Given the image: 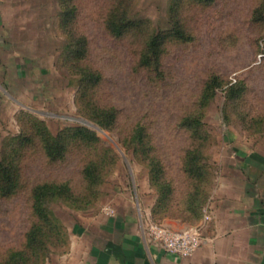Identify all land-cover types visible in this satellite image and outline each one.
I'll use <instances>...</instances> for the list:
<instances>
[{"label": "rangeland", "instance_id": "obj_1", "mask_svg": "<svg viewBox=\"0 0 264 264\" xmlns=\"http://www.w3.org/2000/svg\"><path fill=\"white\" fill-rule=\"evenodd\" d=\"M76 3L75 25L88 36L89 51L74 68L64 56L69 36L60 22V0H0V157L5 138L19 133L21 112L43 120L54 134L83 125L99 138L96 146L75 142L60 161L50 160L39 142L25 150L20 188L0 195V261L9 250L25 246L26 233L37 220L33 188L39 183L66 181L79 201L95 189L100 193L88 206L50 202L71 245L80 240L78 227L106 207L125 211L153 203L148 167L128 143L138 125L144 126L152 154L163 162L179 199L192 187L183 168L186 152L200 146L210 176L202 183L210 193L203 215L221 192L249 189L264 196V7L263 17L255 15L264 0L186 3L180 17L193 37L168 40L160 71L141 65L140 54L153 32L172 27V0H133L130 16L145 19L147 26L142 34L132 29L121 37L106 27L111 0ZM82 68L100 75L86 96ZM213 75L222 84L201 108L204 138L195 141L181 122L199 110ZM110 106L117 116L105 127L97 112ZM91 160L105 173L93 191L83 173ZM60 243L49 244L46 264H67L71 246L64 251Z\"/></svg>", "mask_w": 264, "mask_h": 264}, {"label": "trees", "instance_id": "obj_2", "mask_svg": "<svg viewBox=\"0 0 264 264\" xmlns=\"http://www.w3.org/2000/svg\"><path fill=\"white\" fill-rule=\"evenodd\" d=\"M112 5L106 16V27L115 36L121 37L132 29L144 33L147 26L145 19L132 18L130 9L133 0H111ZM214 0H172V27L166 31L153 32L146 41L140 54V64L153 67L160 71L161 56L168 40H190L192 34L184 27L180 17L181 9L188 2L212 3ZM62 13L60 22L69 36L64 56H68L74 68L80 66L79 62L84 59L89 51V38L76 27L78 17V4L76 0H60ZM259 5L255 9L257 19L263 17L262 8ZM179 16V17H178ZM264 55V54H263ZM68 60V59H67ZM81 79L86 83L81 87L82 96L93 89L95 81L100 75L91 69L82 68ZM222 84L218 75L211 76L202 91L199 110L195 114L187 115L181 124L191 133V137L203 136V113L202 106L206 105L217 85ZM97 118L102 126H108L116 119L115 107L98 108ZM264 119V117H263ZM21 124L19 133L8 136L4 140L5 150L0 157V195L10 196L18 191L21 185V167L25 156V150L37 142L41 143L46 156L52 161H60L66 157L71 145L77 142L79 145L96 146L99 138L95 131L83 126L76 125L64 128L58 134H54L46 123L29 112H21L18 115ZM109 120V123H108ZM129 146L133 149L137 159L144 162L148 167V176L151 186L155 190L154 201L151 206V220L162 222L166 217L181 218L190 224H196L203 216V207L210 198V193L203 187L210 176L203 162V151L200 146H194L187 150L183 162V168L187 177L191 180L192 187L178 198L175 183L168 178L166 168L161 160L152 154V146L148 141L144 126L138 125L133 130ZM127 145V143H126ZM97 161H89L83 169L87 188L93 191L95 186L103 181L101 167ZM101 177V178H100ZM102 179V181H101ZM93 188V189H92ZM88 193L83 201L74 196V192L68 182L46 181L37 184L33 188V210L37 220L32 223L26 233V243L23 248H14L7 253V259L0 264H46L50 253L49 244L54 240H61L64 251H68L71 242L67 231L62 225L60 218L53 212L49 204L52 199H62L72 206H88L99 198V192ZM79 202V203H78ZM66 240V241H65ZM56 245V243H54Z\"/></svg>", "mask_w": 264, "mask_h": 264}, {"label": "crops", "instance_id": "obj_3", "mask_svg": "<svg viewBox=\"0 0 264 264\" xmlns=\"http://www.w3.org/2000/svg\"><path fill=\"white\" fill-rule=\"evenodd\" d=\"M151 206L133 205L125 211L113 207L114 213L104 209L82 223L80 240L72 241L67 264H264L263 194L249 189L218 193L209 205L212 220L203 228L202 243L186 257L167 253L149 238L145 227ZM162 223L174 230L192 225L171 217Z\"/></svg>", "mask_w": 264, "mask_h": 264}, {"label": "built area", "instance_id": "obj_4", "mask_svg": "<svg viewBox=\"0 0 264 264\" xmlns=\"http://www.w3.org/2000/svg\"><path fill=\"white\" fill-rule=\"evenodd\" d=\"M106 209L110 213L115 212L111 206L106 207ZM211 220V213L205 210V214L198 224L191 225L183 230H174L162 222H154L149 219L146 231L149 238L160 245L167 253L186 257L192 255L200 247L203 239V228Z\"/></svg>", "mask_w": 264, "mask_h": 264}]
</instances>
